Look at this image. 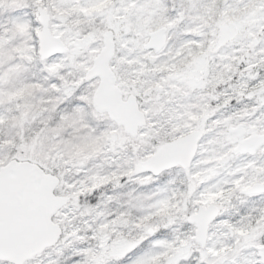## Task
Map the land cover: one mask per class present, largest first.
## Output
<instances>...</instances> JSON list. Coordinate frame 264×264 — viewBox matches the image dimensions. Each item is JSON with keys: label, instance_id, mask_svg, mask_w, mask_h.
<instances>
[{"label": "snow or ice", "instance_id": "1", "mask_svg": "<svg viewBox=\"0 0 264 264\" xmlns=\"http://www.w3.org/2000/svg\"><path fill=\"white\" fill-rule=\"evenodd\" d=\"M0 264H264V0H0Z\"/></svg>", "mask_w": 264, "mask_h": 264}]
</instances>
